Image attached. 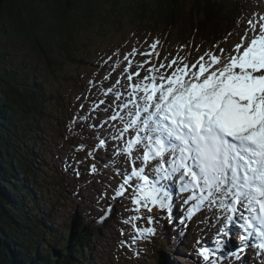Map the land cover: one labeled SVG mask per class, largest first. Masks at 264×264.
Here are the masks:
<instances>
[{
	"label": "snow or ice",
	"instance_id": "snow-or-ice-1",
	"mask_svg": "<svg viewBox=\"0 0 264 264\" xmlns=\"http://www.w3.org/2000/svg\"><path fill=\"white\" fill-rule=\"evenodd\" d=\"M244 25L239 43L227 49L217 44L194 62L179 55L161 59L158 39L149 45L150 51L133 46L122 59L119 49L113 53L117 57L113 71L125 64L121 75L127 74L130 91L129 98L117 105L126 110L127 119L116 111L108 119L123 124L115 139L130 137L118 152L131 169L120 173L123 182L112 200L131 189V211L136 214L123 222L131 223L133 242L156 233L155 228L136 224L143 218L153 222L145 212L166 211L172 222L173 194L167 182L178 178L179 192L189 194L182 223L206 206L219 213L216 237L211 242L197 239L194 245L197 264H222L226 256L244 264L241 257L248 248L264 258V12L253 11L237 21L238 27ZM137 55L147 58L136 63ZM115 96L119 100L122 93ZM105 144L100 139L96 147ZM97 171L95 164L90 166L91 173ZM237 222L242 234L233 251L227 246L231 226Z\"/></svg>",
	"mask_w": 264,
	"mask_h": 264
},
{
	"label": "trees",
	"instance_id": "trees-1",
	"mask_svg": "<svg viewBox=\"0 0 264 264\" xmlns=\"http://www.w3.org/2000/svg\"><path fill=\"white\" fill-rule=\"evenodd\" d=\"M110 1L4 0L0 10V40L8 37L9 40L28 46L43 60L46 71L48 70L51 76L57 78L66 74L65 67L68 66L66 64L78 68L80 63L84 62L83 57L75 56L76 52L86 51L87 55V52L92 49L91 54H94V58L98 57L99 53H103L102 62L93 71L95 76L102 67L109 64L113 66L108 58L104 59V53L108 50H115L114 42L108 43L110 47H107V44L100 47L102 41L110 38H108L109 34H98L99 39H89L85 44H82L81 40L78 39L79 34L86 32L92 26L98 25L100 27L107 23H115L113 25L114 30L120 33L126 28L123 27L122 22L128 14L131 23L136 22L135 29L131 32L132 37H136L142 31H148L152 35V30L161 32L166 37L164 32L160 30L163 29L166 33H174L175 27L179 24L183 26V17L186 16L183 14L185 11L182 5L185 0H138L135 8H131V3L119 8L120 0L109 3ZM193 3L194 7L191 8L185 28L178 29L174 34L177 40L182 41L188 38H184V31L187 32V35L198 33L199 37L206 41L212 39L223 41L228 33H232L231 36H233L234 33L237 34L241 31L242 26L238 27L237 21L245 17L246 4L243 0H195ZM105 4H111V8L103 10L102 5ZM129 8L133 9L134 12H131ZM156 17L164 18V21H158ZM153 36L159 40L161 34ZM191 40L190 37L189 41L178 42L175 45L185 49ZM127 41L128 39L124 38L121 42L122 46ZM159 42L161 43H159L157 51L163 54L164 49L169 45H165L164 37ZM1 44L0 72L5 69L7 74L0 73V264H82L83 261H86L85 251L89 248L85 243L90 245L97 240L100 233L99 228L105 220H112L111 214L97 216L98 219L92 220L91 211H83V213L72 218L74 222L64 220L62 222L64 226L59 228L61 232L59 231L53 236V241L56 242L58 239L57 242H60L61 245L58 246L56 243L51 245L43 241L47 251L44 255L42 254V258H35L30 255V250L34 249L30 241L31 239L37 241L39 234L47 229L46 223H44L47 220V215L36 213V210L35 215H28L23 210L20 212L19 206L25 205V202L31 197L30 190L33 191V188L37 187L34 179L42 186L46 185L47 188L53 184L59 194L65 192L66 184L73 182L75 186L70 194L75 193L82 200L80 193L84 187L85 173L81 168L80 161L83 154L88 156V147L90 149L91 145L88 142L92 136L90 132L96 133L93 115L84 107L90 99L89 91L92 85L85 79V74L84 83L81 77H78L83 74L77 72L74 73L77 77L64 75L59 79L66 83L61 89H50L44 78L38 77V74L32 70L19 73L15 69H11L13 67L5 66V63L2 62L3 54L1 52V49L4 50L5 47ZM16 46L14 44L12 47ZM98 48L101 51H98ZM34 69L37 70L35 67ZM32 73L34 79L29 78ZM67 73H71V71ZM63 89L68 92L64 94ZM14 115L17 116L18 120L13 118ZM80 117H87V119L81 120ZM24 125H26V135L30 139L29 143L34 147L33 149L26 147L21 141L20 134L23 135ZM58 140H61L62 143L65 142L64 144H70L74 157L73 165L71 162L69 165L64 162L61 166L56 167L54 164L56 159H52L53 166L51 168L50 159L52 155H58L57 149L60 146ZM44 141L49 144L47 147L43 145ZM81 144L85 147L78 151L77 149ZM33 164L36 166L42 164L44 168L48 164L50 170L49 172L42 171L40 179L35 178L32 175L34 173L29 172L36 169H31ZM17 167L22 172H25L26 169L25 173L32 176V178L30 176L32 189L25 186L24 180L18 177ZM77 171L79 175L76 174ZM49 173H53L50 185L46 182ZM18 197L19 200L13 201ZM48 204L51 209L46 213L51 217L52 213H56L50 201ZM35 207H37L36 204ZM56 209L59 208L56 207ZM157 213L154 214L153 220L156 230L163 228V221H167L164 219L167 216L166 211L157 210ZM73 227L75 230L70 232V228ZM176 229L179 233L186 230V228ZM19 230L28 231L30 234L28 241ZM159 231L161 233L159 238L156 234L148 238L153 252H157V248L160 247L154 245L158 240L162 249H170L169 245L175 246L178 237L177 232L175 235H168L167 237L164 230ZM117 236L121 238L123 244H126L119 230ZM120 246L119 241L113 245L111 257H109L111 263L109 260L107 262L110 264L113 263L112 260L119 262V264L126 262L127 259L122 252L121 258L118 256ZM89 250L95 252L94 258L97 262L106 264L102 257L96 255V253L104 255L101 250L92 248ZM107 254L109 253L107 252ZM105 257H108L106 253ZM144 257H146L145 254L142 251L139 252L138 249L134 255L135 264L138 261H140L139 264H143L142 259ZM152 258L150 257L145 261L149 264H164L161 257H157V260Z\"/></svg>",
	"mask_w": 264,
	"mask_h": 264
},
{
	"label": "rangeland",
	"instance_id": "rangeland-1",
	"mask_svg": "<svg viewBox=\"0 0 264 264\" xmlns=\"http://www.w3.org/2000/svg\"><path fill=\"white\" fill-rule=\"evenodd\" d=\"M113 1L115 0H111L109 3ZM194 1L195 0H185L182 3L184 7V11L186 12V13L183 12V14L186 15L185 17H183L184 18L183 26L179 24L177 27H175L176 29L174 33L172 34L170 32L166 33L163 29L160 30L164 32L167 38L161 32H154L153 30L151 31L152 35L149 34L148 31L145 32L141 30L142 32H140L136 37H132L131 32L132 30L135 29L134 27L136 25V22L131 23V18L127 14L124 17L123 22H122L123 27H126V28L122 32L119 33L114 30L113 25L115 23L113 24L107 23V24H102L100 27H98V25L90 27L86 32L79 34L78 39L81 40L82 44H85V42L89 41V39H93V38L99 39L98 34L99 35L109 34L108 38L110 39H106L102 41L100 44V47L101 45H104V44H107L106 46L110 47V44L108 43L114 42L113 45L115 46V50L114 51L108 50V52L104 53V59L112 56V60H110V62L113 63V66L117 59L116 56H113V53L117 49H119L121 53L120 59L123 58V54L129 53L133 46L137 47L140 52L150 51L149 45L154 40H156L153 36L155 34H161V36L159 37V41H161V39H163L164 37L166 41L165 45H169V47L167 46L166 49H164L166 51H164L163 54H161L160 52L161 59L166 56L169 59H171L179 55V56H186L190 61L194 62V60L198 58L199 55H202L205 51L214 48V46L217 44L220 47L227 49L229 45H235L236 43L240 42V36L243 35L244 27H246V25L242 26V30L239 33L237 34L234 33L233 36L228 37V39L230 38V40H227L226 43H222V44L218 40H214V39L208 40V41L202 40L199 37L198 33H196L195 35H187V32L185 31L183 33L184 38L185 37H188V38L182 41L177 40V38L174 37V34L175 32L178 31V29L185 28V25L188 23L187 22L188 18L190 17L191 8L194 7L193 6ZM244 1L247 4V7H246L247 12L245 11L246 16L251 15L253 11L264 12V0H244ZM128 3H131V6H132L131 8H135V6L138 3V0H120L119 8L123 7L124 5H127ZM110 5L109 4L102 5V9L108 10L109 8H111ZM131 12H134L133 9H131ZM156 19L158 21H164V18L156 17ZM99 29L100 31H98ZM187 29L189 28L187 27ZM190 37L192 38V40L195 39V41L191 40L187 48L181 49L175 45L178 42L185 43L187 40L189 41ZM124 38L128 39V41L124 44V46H122L121 42L123 41ZM0 44L4 45L5 47L4 50L1 49V52L3 54L2 62L5 63V66L7 67L11 66L13 67L11 69H15L19 73H26V71L32 70L33 72L38 74V77L44 78L45 83L48 84V87L50 89L52 88L61 89L62 87L65 86L66 83H64L63 81L59 79H61L64 75L66 76L71 75V77H77V75L74 74L77 72L79 74H83L78 77H81L84 83L86 79L87 82L90 85H92L89 91L90 101L86 102V105H84V107L85 109L89 110L92 113L93 117L95 118L94 126L97 130V133L95 134L94 138L91 136L90 138L92 139V141H90V138H89V142H88L90 144L91 143L93 144L92 146L90 145L91 146L90 148H93L94 151L93 149H89V151L92 150L95 153V155L89 157L83 154L81 158L80 164H82L81 166L84 167L82 168V170L85 173L84 187L80 194L82 197V200L78 198V196L75 193L72 195L70 194V192L73 190L75 186V183L73 182H69L68 184L65 183L66 184L65 189H64L65 192L62 194H59L57 189L54 188L53 184L47 188L46 185L42 186V184L37 182L36 179H34L35 180L34 182L37 185V187L33 188V187H30V183H31L30 180L32 176L29 173H25L27 171L26 169L24 170L25 172H22V170H20V168L17 167L18 177L24 180L23 181L24 185L27 186L28 188L30 187V189L32 188L34 189L33 191L30 190L31 197L29 198V200L25 202V205L23 206L22 204L19 206V211L21 212V210H23L24 213L26 212L28 215H35V210H36V213L38 212V213L47 215L46 217L47 220L46 222H44L46 223L47 229L44 230V232L37 230L41 232V234H39V239L37 241H34L31 239L30 242L32 243L34 249L30 250V255H32L35 258H38V257L42 258L41 256H43L44 253L47 251V249L45 248V245H43V241L45 243L48 242L51 245L53 243H56L58 246H60L61 243L57 242L58 240L57 238H56L57 239L56 242L53 241V238H54L53 236L58 234L59 231L61 232L59 228L61 229L64 226L62 222L64 220H69V221L74 222V220L72 219L74 216L83 213V211L85 212L91 211L92 220L98 219L97 216L107 215L105 213H111L112 214L111 218L116 215L115 220H113L112 218L111 221L105 220L104 223H102V226L99 228L100 230L99 237L97 238V240H95L94 243L90 245L88 243H85L87 246H89V248H92L94 250H101V252L104 255H100L98 253H96V255L98 257H102V259H104L103 261L106 264L111 263L110 262L111 258L109 257H111L110 255L113 250L112 245H114V243H116L117 240H119V237L117 235H118V230L120 229V227H122L124 230L123 239L126 242V245L119 242L121 246L119 247L118 256H120L121 258V252H122V254L127 259L126 262L123 264H135L136 261H135L134 255L136 254V251L138 249H139V252L142 251L146 256L142 259L143 264H149V262L145 260L150 257L151 258L153 257L152 259H155V260H157V257L158 258L161 257L164 264H197L198 258L196 256L194 245L196 244L197 239H201L203 242H211L216 237V233L221 225L215 228L212 226V224H220L217 221V216L219 215V213L218 214L212 213L213 211L212 208H209L206 206L205 208H203L202 211L197 213L191 220H185L183 222V224H189L190 227L187 229L185 234H183L181 238H179L178 244L176 246L169 245L171 247L170 249L168 248L162 249L160 245L161 243L158 240L155 242V244L154 243L153 244L158 247L160 246V247L157 248V252H153L151 248V244L149 243V239L147 240V242H146V239H137L135 242H133L132 236L136 235V233L132 229L131 223L125 224L123 222L129 216L136 214L133 211H131V209L133 208V205L130 199L131 189L129 188L128 191L125 192L123 196H121L120 198H117L115 201L112 200V197L114 196V190L119 186L120 183L123 182V176L120 173L124 169H128L129 171L131 169V164L126 161V157L123 154L118 152V149H122L125 146L124 139L130 138V137L128 136V134H125V138H122L119 140L115 139L114 137L119 135V130L122 129L123 124L119 119L116 121H112L108 119V117L111 116L114 111L120 112V115L125 116V118L127 119L125 115L126 110L122 111L121 109L117 107L118 104H120L121 102L129 98L127 96V92L130 91V89L127 88V83H128L126 80L127 74L121 75L125 67V64L123 63L120 64L118 67H116L115 71H113V66L109 64L107 66L102 67L99 70V73L94 76L93 71H95L96 66L102 62L103 53L102 54L99 53V56L94 58L93 56L94 54H91L92 49H90L87 52V55H86V51H82L79 49L80 51L76 52L75 56L78 55V57H83L84 62L80 63L78 68L74 67V65L66 64L68 66L65 67V70L67 72L71 71V73L66 72V74H62L63 76H60L59 78H57V77H53V75L51 76L48 73V70L46 71V66L44 65L43 60L39 58L37 54H35V52L31 50L28 46L23 45L21 43H16L12 40H9L8 37L7 39H1ZM14 44H16L17 46L13 48L12 46ZM99 48H98V51H101ZM81 49H83V46H81ZM146 58L147 57L137 55L133 59L136 63H139L140 61ZM152 59L153 61L157 60L155 55H153ZM34 67L37 70H35ZM132 70H135V64L133 66V69H130V71ZM3 71L0 73L5 74L6 73L5 69H3ZM109 73H111V75L109 76L108 79H105L104 77L106 75H109ZM84 74L86 75L85 79H84ZM33 76L34 75L32 73L29 75V78L34 79ZM117 79H120V84H116ZM114 85H115L114 90L112 92H108L107 90L109 88H112ZM117 91L122 93V96L119 100L116 99V96H115V93ZM62 92L65 94L68 91L66 89H63ZM101 101H103V103H101ZM129 107H131V105ZM13 118L18 120L17 116L15 115L13 116ZM10 124L12 125V123ZM90 134L94 135L93 132H91ZM20 135H21V141L24 142L26 147H31L33 149L34 147L30 145L29 143L30 139L26 135V125L23 126V135L22 134ZM103 138L106 141L105 146L99 147V148L96 147V145H98L99 143L98 140L103 139ZM58 142L60 143V146H58L57 151L61 159L59 158L58 155L53 154L50 159V163L52 159H56V161L54 162L56 167L61 166L62 163L64 162L67 163L68 165H69V162H71L73 165L74 157H73L70 144L68 143L64 144L65 142L62 143L61 140H58ZM43 143H44L43 145L46 147L49 145L45 141ZM139 163L140 162L137 161V165H139ZM48 164L46 167L47 169L44 168L43 167L44 165L42 164L38 166L33 164L31 169L33 168H36V169L34 171L31 170L29 172H33L34 174L32 175L35 178L40 179L42 171L46 170V172H49L50 168ZM93 164H95L98 169L96 173L90 172V166ZM52 166L53 164L51 163V168ZM149 174L151 175V173ZM48 176L49 178L47 179L46 182L48 183V185H50L53 179V173H49ZM172 192H173V202H174L173 220L177 223H180L181 217L184 216L185 209L189 205L184 204V199L180 197L181 195L178 196L177 193H175L174 191ZM32 194L34 195V197ZM16 195H17V190H16ZM16 200H19V197L17 199L15 198L13 201H16ZM49 201L53 205V208L55 209L54 211L56 213V214L52 213L51 217L46 213L47 211L51 209L50 205L48 204ZM33 202L36 204L37 207H35V204ZM58 202L60 203L57 204ZM179 203H182V204L179 205ZM110 205L111 207H109ZM56 207H58L59 209H56ZM154 209L155 208H153V210ZM152 212L151 213L145 212L144 216L146 217L147 215H152L154 217V214H158L156 211L153 214ZM27 214L26 216H28ZM136 224L141 228H144V227L153 228L154 226H156L154 222L148 223L146 218L136 221ZM165 226H166V229L162 228V230L168 231L169 234L173 235L174 230L176 232V229H174L171 224L165 223ZM231 227L234 228V226H231ZM233 228H232V231L229 237L231 240V243H229L227 247L229 250L234 251L236 246L239 244L240 234L236 235V232ZM73 230H75L74 227L70 228V232H72ZM159 230L160 228H157L156 230L157 231L156 235L158 238H159V234H161L159 233ZM19 231L22 232L24 236H26L27 241H28L30 237V234L28 233V231L27 230H22V231L19 230ZM137 242H140V243H137ZM122 246H124V249H128V247L131 249L130 255L133 259H130V257H128L127 250L125 251L126 254L124 253ZM89 248H87L86 251L84 250L86 252L87 258H86V261L82 262V264H96V263L100 264V261L97 262V260L94 258L95 252H92L91 250H89ZM107 252L109 254H107ZM105 253H106V256L108 257H105ZM76 258L78 257L76 256ZM227 258H231V257H227ZM227 258H225L224 261H226ZM107 260H109L110 263L107 262ZM243 260H245L246 264H248L249 255L248 256L245 255L243 257ZM112 262H113L112 264H119V262L117 261L114 262L112 260ZM139 262L140 261H138L137 264H139Z\"/></svg>",
	"mask_w": 264,
	"mask_h": 264
},
{
	"label": "bare ground",
	"instance_id": "bare-ground-1",
	"mask_svg": "<svg viewBox=\"0 0 264 264\" xmlns=\"http://www.w3.org/2000/svg\"><path fill=\"white\" fill-rule=\"evenodd\" d=\"M3 2H4V0H0V7L2 6V4H3ZM124 99H126V98H124ZM127 100V99H126ZM93 119L95 120V118L93 117ZM104 139V138H103ZM137 163V162H136ZM168 187L171 189L172 188V184H171V182H168ZM172 190H174V188L172 189ZM172 192V191H171ZM172 194H173V192H172ZM182 194V193H181ZM177 195L178 196H180V194L179 193H177ZM189 194H187L183 199L185 200L186 198H187V196H188ZM120 198V197H119ZM180 204H182V203H179V205ZM179 207V206H178ZM213 209V208H212ZM215 210V211H214ZM213 211H212V213H216V214H218V211L216 210V209H214ZM101 216H105V215H101ZM212 225H214V226H220V224H212ZM117 229H119V228H117ZM166 229V228H165ZM160 230H162V228H160ZM176 232L177 233H179L177 230H176ZM180 235H181V231H180V233H179ZM236 235H237V233H236ZM125 245V244H124Z\"/></svg>",
	"mask_w": 264,
	"mask_h": 264
},
{
	"label": "water",
	"instance_id": "water-1",
	"mask_svg": "<svg viewBox=\"0 0 264 264\" xmlns=\"http://www.w3.org/2000/svg\"><path fill=\"white\" fill-rule=\"evenodd\" d=\"M0 10H1V7H0Z\"/></svg>",
	"mask_w": 264,
	"mask_h": 264
}]
</instances>
